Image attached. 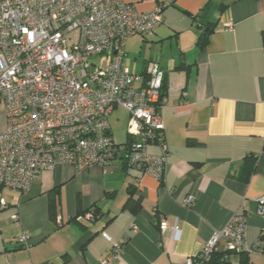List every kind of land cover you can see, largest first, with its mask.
Masks as SVG:
<instances>
[{
	"label": "crops",
	"instance_id": "crops-1",
	"mask_svg": "<svg viewBox=\"0 0 264 264\" xmlns=\"http://www.w3.org/2000/svg\"><path fill=\"white\" fill-rule=\"evenodd\" d=\"M124 1L144 13L167 3L151 34L125 42L123 58L132 73L143 74L149 61L164 72L166 101L158 111L168 151L164 176L126 168L122 144L104 167L59 165L40 171L25 193L1 187L0 264H100L112 247L102 231L121 247L114 264H182L235 213L246 219L245 249L254 248L248 264H264L254 247L264 248L257 211L264 196V0ZM208 28L200 48L197 38ZM118 108L107 117L110 136ZM5 127L0 102V131ZM148 151L160 152L156 143ZM129 194L139 199L136 208L125 206ZM188 195L191 206L184 204ZM51 198L59 226L49 218ZM79 205L84 214L75 224ZM22 232L30 235L28 248L14 244ZM228 248L220 239L215 249ZM229 260L242 264L237 252Z\"/></svg>",
	"mask_w": 264,
	"mask_h": 264
},
{
	"label": "built area",
	"instance_id": "built-area-1",
	"mask_svg": "<svg viewBox=\"0 0 264 264\" xmlns=\"http://www.w3.org/2000/svg\"><path fill=\"white\" fill-rule=\"evenodd\" d=\"M166 4L144 13L124 0H0V102L6 115L0 131L1 187L25 193L40 171L111 164L119 147L107 117L116 106L128 113L125 167L162 180L168 154L158 114L166 101L160 98L164 72L149 61L143 74L132 73L123 58L125 42L151 34ZM152 143L159 154L148 151ZM193 199L188 195L184 204L191 206ZM257 211L264 218V196L257 199ZM167 227L160 216L158 229ZM246 227L245 217L233 214L196 254L198 264L210 258L220 239L230 249L253 251L245 249ZM172 228L178 230L176 224ZM101 235L112 247L100 264H114L121 247L106 232ZM29 241L22 232L14 244L28 248Z\"/></svg>",
	"mask_w": 264,
	"mask_h": 264
},
{
	"label": "trees",
	"instance_id": "trees-1",
	"mask_svg": "<svg viewBox=\"0 0 264 264\" xmlns=\"http://www.w3.org/2000/svg\"><path fill=\"white\" fill-rule=\"evenodd\" d=\"M210 31H211V29L208 28L207 31H203L198 36L197 45L200 48H203L206 45L207 40H208V35H209ZM261 39H262V49H263V54H264V31L261 34ZM181 66H183V64H181ZM165 95H166L165 86H163L160 98L164 97ZM130 142H131V139L128 136L127 141L124 143V145L125 146L129 145ZM114 145L116 146L117 144L114 143ZM116 147H119V146H116ZM0 188H1V186H0ZM125 206L128 207V208H131V209L132 208H136L137 206H139V199H133L132 198V194H129V196H128L126 202H125ZM81 212H82L81 211V207L79 205L78 210H77V214L71 219L70 222H73L75 224L80 223V221L78 220V217L81 216L82 214H84V213H81ZM49 218L52 220L53 223L57 224L58 226L60 225L59 222H57V215L55 213V202H54V199H52V198L49 201ZM262 238H263V234H262ZM253 250H254V248H253ZM231 252L239 253L240 254L241 263L242 264H248L247 255L249 254V251L244 250V249L236 250V249H230V248L225 249L224 251H218V250L215 249L211 253L210 258L207 261H204V262H202L200 264H229L230 263L229 257H230ZM195 257H196V255L195 256H191V258L193 259V264H198L199 261L197 262Z\"/></svg>",
	"mask_w": 264,
	"mask_h": 264
},
{
	"label": "rangeland",
	"instance_id": "rangeland-1",
	"mask_svg": "<svg viewBox=\"0 0 264 264\" xmlns=\"http://www.w3.org/2000/svg\"><path fill=\"white\" fill-rule=\"evenodd\" d=\"M99 58L97 59V62ZM111 126V136L115 144L120 147L127 141V116L126 111L118 108L109 119Z\"/></svg>",
	"mask_w": 264,
	"mask_h": 264
}]
</instances>
